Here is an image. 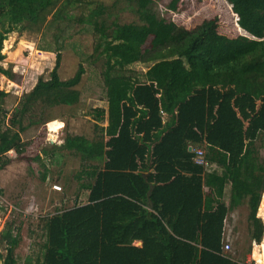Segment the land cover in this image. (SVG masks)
<instances>
[{
	"label": "trees",
	"instance_id": "trees-1",
	"mask_svg": "<svg viewBox=\"0 0 264 264\" xmlns=\"http://www.w3.org/2000/svg\"><path fill=\"white\" fill-rule=\"evenodd\" d=\"M179 1L167 7L176 10ZM225 1L237 28L256 38L251 46L217 34L216 18L176 25L153 0H0V62L12 31L88 26L107 102L94 111V139L65 134L59 145L81 160L77 192L72 205L43 217L44 238L25 264H248L224 249L225 225L246 204V253L261 242L264 0ZM123 13L135 21L122 22ZM55 51L48 78L39 77L0 120V158L9 151L25 157L21 133L48 122L44 111L79 102L85 68L79 62L61 79L60 46ZM134 63L145 65L138 76ZM0 74L14 78L1 64ZM198 147L211 168L194 161ZM20 240V228L6 222L0 264L18 263Z\"/></svg>",
	"mask_w": 264,
	"mask_h": 264
},
{
	"label": "rangeland",
	"instance_id": "rangeland-1",
	"mask_svg": "<svg viewBox=\"0 0 264 264\" xmlns=\"http://www.w3.org/2000/svg\"><path fill=\"white\" fill-rule=\"evenodd\" d=\"M110 2L112 0H106ZM156 11L176 25L191 29L205 19L216 18L217 34L251 46L256 38L242 32L237 26V16L225 0H180L176 10L167 6L170 0H153ZM122 22L135 21L129 13L120 15ZM71 25V24H70ZM58 29L55 25H46L41 31L15 30L3 40L1 53L4 58L0 64L14 75L8 79L0 74V120L7 119L22 93L28 91L39 77L48 78L55 62L56 47L60 46L61 61L58 73L61 79L70 77L81 62L85 68L78 85L80 100L73 106L59 105L43 112L46 123L29 127L21 133L27 142L25 157H19L14 151L1 156L0 161L7 162L0 169V232L5 223L20 228V244L15 250L17 264H25L34 259L39 242L44 238L40 229L43 217L53 214L57 208L72 205L77 192L78 182L75 173L80 169L78 155L60 148L65 134L83 135L94 139L99 133L94 124L95 110L106 109L105 88L101 76V61H93L92 45L94 38L91 28L77 31L78 27L62 22ZM77 31V32H74ZM148 44V43H147ZM237 45V44H235ZM132 75L138 76L145 65H130ZM106 125V121L98 123ZM203 150L198 147L193 149ZM46 152V153H45ZM52 153V155H50ZM264 158V151H260ZM38 155L39 159H33ZM211 168V167H206ZM45 174V179L43 175ZM60 187L55 190L52 186ZM227 191V190H226ZM84 202L85 192L79 193ZM228 191L225 194L227 201ZM248 208L246 204L234 209L225 225L226 251L241 258L245 255L248 264H264V229L260 243H252L249 253ZM257 216L264 228V194H262Z\"/></svg>",
	"mask_w": 264,
	"mask_h": 264
},
{
	"label": "built area",
	"instance_id": "built-area-1",
	"mask_svg": "<svg viewBox=\"0 0 264 264\" xmlns=\"http://www.w3.org/2000/svg\"><path fill=\"white\" fill-rule=\"evenodd\" d=\"M195 152H196V156H195L194 161L197 164H200V165L204 166L205 168L213 166L212 164H209V162L204 159L203 153L200 150L196 149ZM52 188L55 189V190H59L60 189V187L58 185H56V184H54L52 186ZM224 249L225 250L229 249V244L228 243L225 244Z\"/></svg>",
	"mask_w": 264,
	"mask_h": 264
},
{
	"label": "water",
	"instance_id": "water-1",
	"mask_svg": "<svg viewBox=\"0 0 264 264\" xmlns=\"http://www.w3.org/2000/svg\"><path fill=\"white\" fill-rule=\"evenodd\" d=\"M189 150H190V147H189ZM149 193H150V192L147 193V197H149ZM147 205H148V208H149V209L152 208V202H151V200H150L149 198H148V200H147Z\"/></svg>",
	"mask_w": 264,
	"mask_h": 264
},
{
	"label": "crops",
	"instance_id": "crops-1",
	"mask_svg": "<svg viewBox=\"0 0 264 264\" xmlns=\"http://www.w3.org/2000/svg\"><path fill=\"white\" fill-rule=\"evenodd\" d=\"M228 188H229V186H228ZM228 191V190H227ZM229 192V191H228ZM264 194V193H263ZM227 197H228V195H227ZM233 213V211L231 212V214ZM226 239H227V237H226ZM135 244H137V245H139L140 244V242H135Z\"/></svg>",
	"mask_w": 264,
	"mask_h": 264
}]
</instances>
